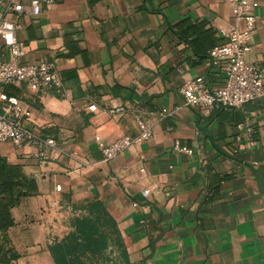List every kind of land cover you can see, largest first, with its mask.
Returning <instances> with one entry per match:
<instances>
[{
    "label": "crops",
    "instance_id": "crops-1",
    "mask_svg": "<svg viewBox=\"0 0 264 264\" xmlns=\"http://www.w3.org/2000/svg\"><path fill=\"white\" fill-rule=\"evenodd\" d=\"M257 1L246 58L264 78ZM233 22L228 0H53L17 17L20 60L49 62L62 90L0 83L30 112L17 122L54 139L42 159L30 146L0 142V155L37 186L10 209L6 237L18 258L9 264H55L49 246L84 217L107 239L86 253L99 256L93 264H264V102L202 112L180 93L194 76L223 84L207 53ZM3 50L0 40L1 58ZM0 114L13 119L2 101ZM133 115L150 138L104 160L94 136L135 135Z\"/></svg>",
    "mask_w": 264,
    "mask_h": 264
},
{
    "label": "built area",
    "instance_id": "built-area-1",
    "mask_svg": "<svg viewBox=\"0 0 264 264\" xmlns=\"http://www.w3.org/2000/svg\"><path fill=\"white\" fill-rule=\"evenodd\" d=\"M53 0H0L4 16L0 19V40L4 47L3 58L0 57V83L22 85L33 92H61V83L49 62H22L20 56L24 46L17 39V17L24 13L37 15L42 4H51ZM233 23L222 27L219 32L225 41L211 48L207 60L211 66L219 68L224 74L223 84L211 87L203 76L187 78L182 83L180 93L185 106L199 111H209L214 108L239 107L247 102L258 99L264 102V78L256 61L246 58L252 47V36L257 28V0H228ZM240 24V25H239ZM11 36V42L7 37ZM0 101L5 102L13 116L9 120L0 114V142H10L15 148L30 146L38 159L45 156V149L54 145L51 137H42L17 122L19 116H30L29 110L23 106L16 96L0 93ZM95 109L94 104L88 106ZM162 108L160 114H165ZM137 133L133 136L121 135L111 142H105L95 135L94 140L104 160H109L128 147L148 140L152 134L148 124L133 115ZM246 133L253 131L250 126L239 125ZM177 151L192 152L191 149L174 144ZM77 155L76 151L72 152ZM56 189H60L57 185ZM144 195L148 190L142 191Z\"/></svg>",
    "mask_w": 264,
    "mask_h": 264
},
{
    "label": "trees",
    "instance_id": "trees-1",
    "mask_svg": "<svg viewBox=\"0 0 264 264\" xmlns=\"http://www.w3.org/2000/svg\"><path fill=\"white\" fill-rule=\"evenodd\" d=\"M36 189L35 181L25 176L19 165L8 163L0 155V264H9L18 258L6 237V229L13 224L10 209ZM72 226L73 232L49 246L55 264H76L80 255L100 252L106 247L105 234L91 218L77 219Z\"/></svg>",
    "mask_w": 264,
    "mask_h": 264
},
{
    "label": "rangeland",
    "instance_id": "rangeland-1",
    "mask_svg": "<svg viewBox=\"0 0 264 264\" xmlns=\"http://www.w3.org/2000/svg\"><path fill=\"white\" fill-rule=\"evenodd\" d=\"M100 260L99 256L98 255H86L83 256V255H80L78 257V262L76 261L75 263L76 264H93V263H98V261Z\"/></svg>",
    "mask_w": 264,
    "mask_h": 264
},
{
    "label": "snow or ice",
    "instance_id": "snow-or-ice-1",
    "mask_svg": "<svg viewBox=\"0 0 264 264\" xmlns=\"http://www.w3.org/2000/svg\"><path fill=\"white\" fill-rule=\"evenodd\" d=\"M7 39H8L9 42H11L12 37L11 36H8Z\"/></svg>",
    "mask_w": 264,
    "mask_h": 264
}]
</instances>
